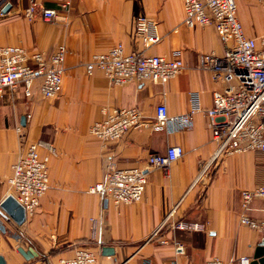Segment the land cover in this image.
Wrapping results in <instances>:
<instances>
[{
	"label": "crops",
	"instance_id": "crops-1",
	"mask_svg": "<svg viewBox=\"0 0 264 264\" xmlns=\"http://www.w3.org/2000/svg\"><path fill=\"white\" fill-rule=\"evenodd\" d=\"M31 1L58 8L61 0H5L0 6V45H20L29 52H50L63 45L65 69L61 92L54 98L37 93L27 98L20 89H5L0 97V202L11 194L7 181L11 164L30 143H39L40 156H48L49 178L34 213L20 225L5 222L0 255L6 264H59L78 247L92 249L97 264H204L213 256L224 264H238L240 256L251 260L264 237L240 224L239 197L241 190L264 183V154L246 151L213 157L216 145L204 110L211 106L212 91L222 85L197 61L201 54L223 53L214 28L183 24L182 0H76L67 22L27 18ZM236 2L244 33L258 36L260 2ZM6 4L10 7L3 11ZM137 15L149 20V32L157 42L148 45L136 35ZM117 43L126 52L178 57L182 70L164 85L148 82L142 88L131 82L112 84L97 70L89 74L85 64L91 55ZM162 102L169 116L185 114L195 103L199 110L189 128L177 121L160 130L140 126L109 142L89 131L101 119L103 108L137 107L152 118ZM46 143L53 145L52 152ZM170 145L181 146L183 154L167 168L147 169L141 200L116 206L89 191L104 180L110 166L146 167L149 154H165ZM250 216L264 219V199L252 201ZM177 220L198 222L203 228L174 229L171 225ZM104 246L112 247L113 253L103 255ZM19 247L32 248L36 255L25 259Z\"/></svg>",
	"mask_w": 264,
	"mask_h": 264
},
{
	"label": "built area",
	"instance_id": "built-area-1",
	"mask_svg": "<svg viewBox=\"0 0 264 264\" xmlns=\"http://www.w3.org/2000/svg\"><path fill=\"white\" fill-rule=\"evenodd\" d=\"M5 0H0V6ZM76 0H61L58 8H48L31 1L25 10L27 18L39 16L44 21L67 22L68 15ZM261 4L262 30L256 37L247 36L237 15L236 0H182L183 24L188 27L212 26L224 46L221 55L201 54L197 66L208 70L214 81L222 87L211 93V106L206 108L211 139L216 145L214 158L222 155L258 151L264 154V0ZM134 30L144 43L150 45L158 41L149 32V20L144 15L135 18ZM66 48L56 46L52 51H27L20 45H0V97L5 89H20L23 96L30 98L37 93L45 99L56 97L62 88ZM183 62L178 57L146 55L141 52H126L121 43L107 51L91 55L85 64L86 71L102 72L112 84L135 83L142 88L148 82L164 85L175 78L182 70ZM199 110L197 103L185 114L169 116L165 104L157 105L152 118H146L137 107H107L101 110L102 117L94 121L89 131L102 142L120 139L130 130L147 127L163 129L169 121H177L189 128ZM20 131V127H17ZM40 144L30 143L10 166L7 178L11 195L23 208L25 216L33 214L40 204L41 197L49 188L48 156H40ZM52 152L54 147L46 143ZM183 154L179 145H170L165 154H149L146 167L116 168L110 166L103 181L89 188L114 205H126L141 200L145 192L148 168H167ZM239 222L264 237V219L250 216L252 201L264 199V183L240 191ZM173 214L170 212L169 219ZM94 238L96 220H92ZM172 228L200 230L198 222L177 220ZM156 230L152 235H155ZM152 237V236H151ZM161 243L165 240H159ZM177 245L176 251L181 252ZM238 264H249L250 258L240 256ZM59 264H97L96 255L89 247H78L74 253L61 258ZM204 264H224L216 256Z\"/></svg>",
	"mask_w": 264,
	"mask_h": 264
},
{
	"label": "water",
	"instance_id": "water-1",
	"mask_svg": "<svg viewBox=\"0 0 264 264\" xmlns=\"http://www.w3.org/2000/svg\"><path fill=\"white\" fill-rule=\"evenodd\" d=\"M9 4H6L3 11L8 10ZM22 118V123H23ZM12 220L16 224L20 225L25 221V214L23 208L19 205L16 199L10 194L7 195L0 202V233L6 232L5 222ZM18 252L25 258L30 259L36 255V252L32 248L24 250L23 248H17ZM113 253V248L104 246L102 247L103 255H110ZM0 264H6L4 257L0 255ZM249 264H264V243L258 244L252 254Z\"/></svg>",
	"mask_w": 264,
	"mask_h": 264
}]
</instances>
